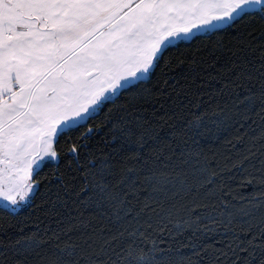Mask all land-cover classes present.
<instances>
[{"label":"snow or ice","instance_id":"6c2138e0","mask_svg":"<svg viewBox=\"0 0 264 264\" xmlns=\"http://www.w3.org/2000/svg\"><path fill=\"white\" fill-rule=\"evenodd\" d=\"M225 48L259 61H247L258 76L241 74L259 83L243 120L264 121V0H0V221L66 205L77 181V200L93 209L51 236L3 244L0 264H200L174 245L217 224L233 243L209 264H264V129L222 165L180 145L154 147L159 131L143 114L174 66ZM193 115L184 145L202 135L204 117ZM236 124L233 147L248 135ZM102 133L120 142L121 161L96 156L90 142ZM225 172L248 194L233 195ZM0 231L12 241L3 222Z\"/></svg>","mask_w":264,"mask_h":264},{"label":"trees","instance_id":"16d2710c","mask_svg":"<svg viewBox=\"0 0 264 264\" xmlns=\"http://www.w3.org/2000/svg\"><path fill=\"white\" fill-rule=\"evenodd\" d=\"M257 36L259 37V32H257ZM254 43H259V41ZM233 51H236L234 47ZM201 57L203 63L199 62ZM248 60H253L250 49L246 52H237L233 56L232 52L225 48L223 51L216 52L215 58L209 52H202L197 54L198 62L195 65L188 62L174 66L166 77L167 84L163 82L164 78L160 80L159 89L162 91H158L155 96L151 97V102L145 105L147 111L143 113L157 126L159 131V139L153 142L154 147L164 148L167 152L166 144H172L173 147L180 145L181 148L186 147L194 152H203L210 159H219L222 165L226 156L230 155L233 159L237 158L241 151L251 143L249 137L259 136L261 130L264 129V121H261L254 112L248 113L252 117L251 120L246 122L243 120L246 107V102H242L244 97L253 92H259L257 81H246L241 75L251 70L254 76H258L253 66L247 63ZM253 63L258 67V60H253ZM251 84H255L256 87L252 88ZM256 106L258 109L259 99L256 100ZM238 110L240 115H236ZM195 113L204 117L200 128L202 135H195V133L190 132L199 143H194L189 139L187 145H184L187 121L195 119V115H193ZM237 120L245 124L240 131L247 132L248 135L236 147H233L229 141L236 143L234 137L238 134L236 128L239 127L236 124ZM216 122H220L219 127ZM110 142L111 136L102 133L95 137L90 144L98 158L109 155L114 157L116 161H121L126 152L120 150L119 141ZM45 171L47 172V169ZM231 175L233 174L225 172V179L222 183L232 185L233 195L237 197L241 194H248L250 189L236 187L239 181L238 176L236 179H228ZM76 184V188L69 190L70 194L67 196L66 205L63 201H58L55 208H51L49 204H44L43 208H36L32 214L24 213L17 219L10 220L11 227H8L9 221L7 219L0 221L4 223L8 234L12 237V241H9L3 231H0V246L14 242L21 235H30L34 232H38L42 237L45 236V233L51 236L53 231L62 229L68 223L74 222L72 218L78 216V209L79 212H85V215L92 212L93 209H86V206L77 200L75 193L80 189L78 181ZM56 190V187H53V191ZM63 195L61 193V196ZM141 195H145V193H141ZM227 199L230 200L231 198ZM232 203H236V201H232ZM37 204H41L40 199L37 200ZM198 211L201 215H206L210 209L201 208ZM60 221H63V224ZM215 227L218 229L217 232H209L204 229L203 233H197L196 236L186 232L184 236L177 238L180 243L175 244L174 247H179L185 255L192 256V259L200 261V264H209L210 260H214L216 255L221 254L218 250L228 251L226 245L233 243V231H229L219 224ZM232 227L239 231L237 225ZM189 240L198 249L207 247V253L203 257L194 256L191 247L182 246L188 244ZM162 246L167 247V244Z\"/></svg>","mask_w":264,"mask_h":264}]
</instances>
